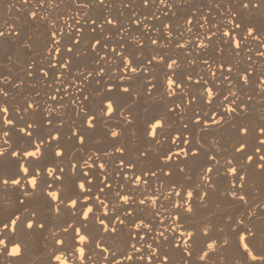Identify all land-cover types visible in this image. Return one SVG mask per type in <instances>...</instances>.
I'll return each instance as SVG.
<instances>
[{"label": "bare ground", "instance_id": "obj_1", "mask_svg": "<svg viewBox=\"0 0 264 264\" xmlns=\"http://www.w3.org/2000/svg\"><path fill=\"white\" fill-rule=\"evenodd\" d=\"M51 1L33 0L32 7L26 0H0L2 13L20 19L24 32L42 35L33 51L24 49L25 34H19L20 40L10 31L19 30L16 19L5 16L0 21V66L9 65L5 62L12 50L26 56L14 74L0 79V109H5L0 126L8 132L0 133V177L9 180L0 189L6 204L3 218L12 213L32 218L34 225L37 220L45 224L31 234L23 226L14 236L9 233L22 255H0V264H264V170L234 152L242 142L253 161L264 154L257 139L264 128V83H258L264 80V41L248 35L249 27L264 34V0H148L147 6L144 0ZM235 104H242V111L229 112ZM86 115H94L96 129H87L81 144L72 133L87 128L81 124ZM28 122L33 128L21 132ZM157 122L161 128L155 131L161 134L154 137ZM238 127L246 129L242 141ZM27 131L43 134L45 145L51 132L58 138L52 143L62 145L47 150L43 163L48 167L34 176L25 175V169L31 172L28 153L45 146L35 140L29 148ZM179 138L186 141L184 152L177 147ZM189 146L198 152L196 160L185 159ZM21 149L27 153L21 155ZM56 151L63 155L55 156ZM169 152L172 160L166 161ZM61 168V181H56ZM146 171L149 175L142 176ZM165 171L177 174L165 176ZM237 173L243 177L239 182ZM136 175H141L135 182L139 188L131 191L129 182ZM98 176L113 185L106 189L108 196L98 191ZM42 178L53 181L51 187ZM33 179L40 184L38 193ZM88 179L91 193L81 195L103 198L105 206L95 200L93 210L106 223L128 206L116 196L118 191L135 198L137 207L131 216L120 212L125 223L116 221L108 231H98L99 219L88 221L89 243L73 247L72 228L80 227L76 209L70 204L63 212L56 209L64 207L61 194L75 199L78 183ZM49 203L55 205L52 210ZM180 204L193 211L176 207Z\"/></svg>", "mask_w": 264, "mask_h": 264}, {"label": "snow or ice", "instance_id": "obj_2", "mask_svg": "<svg viewBox=\"0 0 264 264\" xmlns=\"http://www.w3.org/2000/svg\"><path fill=\"white\" fill-rule=\"evenodd\" d=\"M49 2H51V0H49ZM73 2H75V0H73ZM81 2L83 3L84 0H81ZM100 4H104V0H99ZM144 4L145 6H147L148 4V0H144ZM249 5L248 3H243V7L247 8ZM258 5H253V7H257ZM189 23H191V21H188ZM108 24H111L112 21L111 20H107ZM237 28H240L241 25L240 24H236ZM4 35L3 32H0V37H2ZM224 35H229V33L225 32ZM248 35L252 36L253 39H258L261 41H264V34H262L259 30L255 33H253V30L251 27L248 28ZM54 38V37H53ZM74 39V38H73ZM234 39V38H233ZM75 43H79V41H75ZM153 43H155V41H153ZM239 47V45H237V48ZM69 53H71L73 51L72 48H68L67 50ZM261 55H264V53H261ZM173 63H175V61H173ZM55 65H53L54 67ZM61 67H64V62L60 63ZM169 68H171V65H168ZM132 71H135V69H132ZM226 71L230 72L231 69H227ZM90 75V74H89ZM212 75H216V73H212ZM227 78V77H225ZM85 79H87V77H85ZM242 79L244 80L245 84H248L250 82V79L248 76L242 77ZM258 83H264V80L259 81ZM178 87V85H177ZM123 91L125 93H128V88H124ZM211 94V93H210ZM234 95V94H233ZM55 99V97H53ZM83 99H87L86 97H84ZM225 99H227V97H225ZM229 103H234V101H229ZM28 107H31V105H28ZM108 108L111 109L112 105L111 103L108 104ZM237 109H240L242 111V104H235L234 108H230L228 109L229 112H236ZM26 110V109H25ZM5 111V109H0V112ZM213 120H215V117H212ZM9 123H11V121H8ZM87 125L86 129H82L81 132L79 134H77L76 132L72 133L73 137H79V141L81 144L86 142V136L84 135L85 131L87 129H91L93 131H95L96 129V120L94 115H86L83 120H81V124H85ZM197 125H199V121L196 122ZM216 123H219V121H216ZM33 128V123L32 122H28L23 128H21V132H25V129H32ZM161 128V125L159 124V122H157L155 125H153V129H154V137H158L161 133L158 131H155V129H159ZM0 133H2L4 136L8 135L7 131H4L3 127L0 126ZM261 136H258L257 139H259L261 144H264V128L261 129ZM105 135H107V133H105ZM237 135L241 138V141L243 140L244 136L246 135V129L243 127H238L237 128ZM26 136L30 139L27 140L29 148L33 147V141L35 140H39V145H44V151H39V146H37L36 150L32 151L31 153H28V155H30L32 157V159H30L28 161L29 163V168L31 169V172H29V169H25V175H36L39 172H43L48 165L43 163L44 160V155L47 152V150L49 148H59L62 147V145L59 144H53L52 143V139H58L57 137H52L51 132L48 133V136L51 137V139L48 140L47 145H45V136L43 134L36 136L35 133L33 131H27L26 132ZM112 136L116 137L117 133L112 132ZM180 139V144L177 145L178 148H180L181 152H184V149L182 147V145L184 143H186V141L183 138H179ZM153 142H158L157 140H153ZM176 141L173 140L172 143H175ZM4 143H7V141H4ZM117 152H121L123 154V150L120 148L116 149ZM257 152L260 151L259 148L256 149ZM39 152V155L37 154ZM234 152L237 153H241L242 156L249 162H252L255 164V166L259 169L264 170V165L261 164V161H264V154L259 155L254 161H253V154H248L247 150L245 148L244 143L242 142H238L235 146H234ZM24 153H27V149H21L20 154L23 155ZM4 153L0 152V157H3ZM11 155H16V153H11ZM63 153L60 151H56L55 152V156L59 157L62 156ZM175 155H179V153H175ZM141 156H144V153H141ZM172 156L173 154L171 152L169 153H165L164 154V159L167 160H172ZM198 156V152L196 150H194L193 146H189V148L187 149V151L185 152V159L187 158H191L193 160H196ZM183 162V161H182ZM93 164H96V161L92 162ZM231 163V161H229V164ZM0 164H2V161H0ZM125 166V161L123 159H121V167ZM89 167H91V165H89ZM98 167L103 170L104 166L98 165ZM130 167V165H129ZM167 167V165L165 166ZM173 167H176V165L174 164ZM49 171H51L49 169ZM64 170L58 169L57 170V174L55 175V180L56 181H61V177L58 174L59 172H63ZM180 172H183L184 169L180 168L179 169ZM209 171H211V169H209ZM233 172H236L235 169H233ZM151 176L155 177L157 175V173L155 171H151ZM173 174H177V173H170L165 171L164 175L165 176H171ZM120 176H122L123 178H127V174L126 173H119ZM142 176H147L149 175V172H144L141 174ZM141 175H136L134 181H130V190L131 191H135L139 188V185H136V181H140L141 179ZM84 176H88V173L85 172ZM96 179L99 181L98 184V191L100 193H102L104 196H108L109 192L106 191V189L111 190L113 185L109 182H107L108 178L105 177L104 179H101L99 176L96 177ZM243 177L239 175V173H237V181L239 182V180H242ZM42 182L46 185V187H51L53 181L51 180H46L42 178ZM13 184H20L19 180H13L12 181ZM27 181H25V185L22 186H27ZM76 182H74L75 184ZM144 183L148 184V181H144ZM9 184V180L8 179H3L2 177H0V189L3 188L4 185H8ZM31 185L34 186V191H36L37 193L40 190V184L37 183L36 180H31ZM86 185H88L89 187H86ZM91 185H92V180L88 179L87 181L83 182V183H78V192L76 193V198L73 199L71 196L68 197L67 200H65L63 198V194H61L60 197V204L63 205L64 207L61 208H57L56 211L58 212H63L67 209V207L70 206L75 208L76 211L75 213H73L76 217H77V221L78 224L80 225V227H73L72 228V232L74 233V235L71 236V239L73 241V247H76V245L78 243H89L90 240V236H91V232H90V225L87 223L88 221L92 220V219H99L100 225L102 226V228L98 229V231H108L109 230V225L110 224H114L116 221H119L120 224H124V220L120 219V212L123 213H127L129 216L132 215L133 211L136 210V199L132 198L130 199L127 193H121V192H117L116 196L119 197V199L121 201L124 202L125 205H128L124 208H122L121 210H118V213L115 217L109 216L108 217V221L107 223L105 222V220L100 219L98 216H95L94 214V210H93V205L95 204V200H99L100 201V205L101 206H105L104 205V200L103 198H101L100 196H96L95 198H93V196H90L88 194H84L81 195V193H91ZM149 188H151V185L149 184ZM26 195H28V193H25ZM176 195H180V193H176ZM191 193H188V196L191 198ZM199 195V194H197ZM181 199L183 200V197H181ZM240 200H244L243 196L239 197ZM92 200V204H88V201ZM159 200V197H156V200L153 201V203H156ZM78 201H83V203H79ZM20 203H23V201H21ZM140 205H144L145 204V199H140L139 201ZM47 207L52 210L55 205L52 203H49L47 205ZM87 207V211L83 212L82 210ZM176 207H179L181 209H183L184 211H186L187 213H191L193 211L192 208H184L183 204L180 205H176ZM6 211V204L5 201L0 199V255L3 254H8L11 255L13 258L19 257L22 255V251L19 247V245L14 244V241L12 239V236H8L9 233H12V235L14 236L15 232L21 227H25L27 230H29V234H31L33 231L36 230V228H44L45 224L41 223L39 220L36 221L35 225L32 222V218L30 217H25L24 219H21L19 216H15L14 214L10 213L8 216V219L5 220L4 217V213ZM98 211V209H97ZM139 219V217L137 218ZM19 221V223H17ZM133 224L136 223L135 220L132 221ZM141 225H137V227H140ZM147 224H143V227H147ZM81 228L84 229V235H80V231ZM65 231H67V229H65ZM112 232L115 231V228H112L111 230ZM111 235V232L109 233ZM79 235L80 236V240L76 241V236ZM160 235H163V233H160ZM5 236H8L7 242L5 240ZM137 236H139V232H137ZM243 241V237L241 238ZM252 239H255V236L252 237ZM194 242V241H193ZM57 244H61L64 245L65 241H63L62 239H57L56 240ZM249 243H251V240H249ZM9 245H12L11 248H9ZM99 243L96 244V247H99ZM205 255H208L207 253H205ZM209 259H211V256H208ZM129 259H131V257H129Z\"/></svg>", "mask_w": 264, "mask_h": 264}, {"label": "rangeland", "instance_id": "obj_3", "mask_svg": "<svg viewBox=\"0 0 264 264\" xmlns=\"http://www.w3.org/2000/svg\"><path fill=\"white\" fill-rule=\"evenodd\" d=\"M20 1H22V0H20ZM5 16L7 17V18H9L10 16H12V15H4V13H2V10L0 9V20H2V19H4L5 18ZM15 16H12V17H10V18H14ZM16 18H14V20H15ZM18 19V18H17ZM16 19V21H15V23L16 22H18V23H16L17 24V26L18 27H20L19 28V30H17V32H18V36L17 37H19V39L21 40L22 38V40H21V45L23 46V48L24 49H32V51H33V49H35V48H33V46L35 47V45H34V43L36 44L37 42H39V38H40V36L39 35H41L40 34V32H35L34 31V34L32 33H27V32H24V31H26L25 30V28H24V26H23V24H22V21L20 20V19H18L17 20ZM21 21V22H20ZM22 24V25H21ZM24 28V29H23ZM21 29V30H20ZM21 33L22 34H25V35H22L21 36ZM19 34H20V36L22 37H20L19 36ZM36 34V35H35ZM36 37L35 39H34V37ZM39 36V38H37ZM41 37H42V35H41ZM34 40V41H33ZM72 41H74V39H72ZM91 44H93V41H91L90 42V45ZM38 47V46H37ZM36 47V48H37ZM91 47V46H90ZM15 54V55H14ZM24 58V60L26 59V56L21 52V51H14V50H12L11 51V53L9 52L8 54H7V61L5 62V65L7 64H9L8 66H0V79H4V78H6V77H9L10 75H12V74H14V72L12 71L13 69H15V68H17L19 65H21V64H19V63H21V62H25L24 60L22 61V59ZM30 63L29 62H27V65L26 66H28ZM15 67V68H14ZM19 71V69H17V71L16 72H18ZM16 83H18V82H14L13 83V86L14 85H16ZM28 94V92L27 93H25V95H27ZM233 206H228V209H230V210H233L234 209V207L232 208Z\"/></svg>", "mask_w": 264, "mask_h": 264}, {"label": "built area", "instance_id": "obj_4", "mask_svg": "<svg viewBox=\"0 0 264 264\" xmlns=\"http://www.w3.org/2000/svg\"><path fill=\"white\" fill-rule=\"evenodd\" d=\"M22 1H23V0H22ZM26 1H27V3H28L29 5H31L32 7H33V5L35 4V2H33V0H26ZM50 3H52V1H51ZM0 21H3V20H0ZM88 22H89V21H88ZM10 31H11V34H15V36L18 35V32L16 31V29H11ZM74 40H77V39H74Z\"/></svg>", "mask_w": 264, "mask_h": 264}]
</instances>
